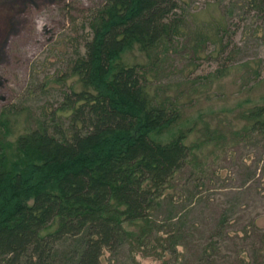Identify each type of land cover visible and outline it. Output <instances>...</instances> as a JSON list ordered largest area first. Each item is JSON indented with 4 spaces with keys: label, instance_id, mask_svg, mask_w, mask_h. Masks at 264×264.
<instances>
[{
    "label": "trees",
    "instance_id": "obj_1",
    "mask_svg": "<svg viewBox=\"0 0 264 264\" xmlns=\"http://www.w3.org/2000/svg\"><path fill=\"white\" fill-rule=\"evenodd\" d=\"M177 1L103 0L82 51L74 46L69 60L79 89L63 93L13 141L1 124L0 264H101L103 251L130 240L172 253L181 246V217L159 226L150 217L177 203L183 170L200 187L206 164L184 143L186 133L160 138L179 122L178 109L152 100L143 66L119 61L132 48L149 60L171 45L179 35ZM258 2L247 5L263 12ZM240 119L234 136L258 137L264 152V104ZM59 245L67 247L59 252ZM259 252L264 264V244Z\"/></svg>",
    "mask_w": 264,
    "mask_h": 264
},
{
    "label": "rangeland",
    "instance_id": "obj_2",
    "mask_svg": "<svg viewBox=\"0 0 264 264\" xmlns=\"http://www.w3.org/2000/svg\"><path fill=\"white\" fill-rule=\"evenodd\" d=\"M249 1L178 0L179 35L167 49L149 60L135 48L120 56L123 65L143 66L153 101L179 111V122L160 138L186 133L184 143L206 168L198 188L183 170L177 203L161 204L150 217L157 226L182 218L176 252L130 240L103 251L101 264H263L264 152L258 137L234 136L244 126L240 115L264 104V11L251 10ZM102 2L0 0V127L10 141L34 129L63 93L79 89L69 60L74 46L82 51L89 17ZM206 136L212 140L203 144Z\"/></svg>",
    "mask_w": 264,
    "mask_h": 264
}]
</instances>
